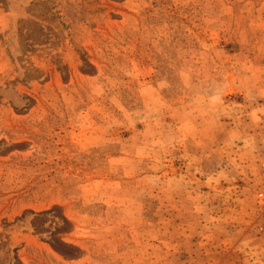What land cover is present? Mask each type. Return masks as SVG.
I'll return each instance as SVG.
<instances>
[{"label": "rangeland", "instance_id": "obj_1", "mask_svg": "<svg viewBox=\"0 0 264 264\" xmlns=\"http://www.w3.org/2000/svg\"><path fill=\"white\" fill-rule=\"evenodd\" d=\"M0 264H264V0H0Z\"/></svg>", "mask_w": 264, "mask_h": 264}, {"label": "trees", "instance_id": "obj_2", "mask_svg": "<svg viewBox=\"0 0 264 264\" xmlns=\"http://www.w3.org/2000/svg\"><path fill=\"white\" fill-rule=\"evenodd\" d=\"M36 227V226H35Z\"/></svg>", "mask_w": 264, "mask_h": 264}]
</instances>
